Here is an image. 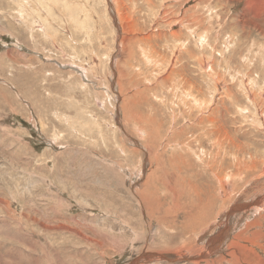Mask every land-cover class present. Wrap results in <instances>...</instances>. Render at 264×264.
Masks as SVG:
<instances>
[{"label":"rangeland","instance_id":"obj_1","mask_svg":"<svg viewBox=\"0 0 264 264\" xmlns=\"http://www.w3.org/2000/svg\"><path fill=\"white\" fill-rule=\"evenodd\" d=\"M0 264H264V0H0Z\"/></svg>","mask_w":264,"mask_h":264},{"label":"bare ground","instance_id":"obj_2","mask_svg":"<svg viewBox=\"0 0 264 264\" xmlns=\"http://www.w3.org/2000/svg\"><path fill=\"white\" fill-rule=\"evenodd\" d=\"M160 254V253H159ZM196 258V257H195Z\"/></svg>","mask_w":264,"mask_h":264}]
</instances>
